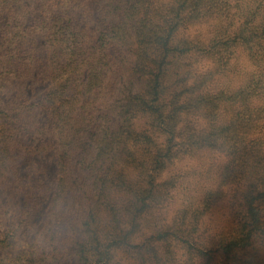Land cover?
<instances>
[{"label": "trees", "instance_id": "1", "mask_svg": "<svg viewBox=\"0 0 264 264\" xmlns=\"http://www.w3.org/2000/svg\"><path fill=\"white\" fill-rule=\"evenodd\" d=\"M210 156L213 182L168 222L183 182L164 174ZM8 169L20 203L0 248L41 216L64 242L31 264H264V0H0V181ZM225 204L236 226L211 247L201 224Z\"/></svg>", "mask_w": 264, "mask_h": 264}, {"label": "rangeland", "instance_id": "2", "mask_svg": "<svg viewBox=\"0 0 264 264\" xmlns=\"http://www.w3.org/2000/svg\"><path fill=\"white\" fill-rule=\"evenodd\" d=\"M167 3L170 0H164ZM208 30L207 24L192 26L186 31L183 30V35L188 37L195 36L198 33H204ZM43 88V84L39 82V78L35 77L30 81H18L12 83L8 91V100L20 98L25 95L31 96L33 91H39ZM44 117V115L42 116ZM41 117V118H42ZM40 118V119H41ZM217 157L210 156L206 158H191L183 157L180 160L173 163L170 169L164 174L163 179H166L172 175L178 174L181 176L180 182H183L176 192L174 198L171 200L170 205L167 209V220L171 222L175 215L184 207L187 197L192 196V192L195 190H201L204 185L210 184L212 180L203 179L205 175L207 178L211 174H215L218 170ZM215 164V168L212 167ZM26 164L23 162L22 166L18 168V171L22 172ZM24 175V172H22ZM17 172L12 169H8L5 176L0 181V204L6 207L0 213V220L4 221L5 225H9L12 222V216L7 214L10 209L17 207L20 203V196L16 190L18 183ZM67 206L73 210L78 208V202H66ZM225 204V206L203 219L201 224V230L199 232L200 241H205L209 246L214 247L231 229L236 226L234 225V209L235 206ZM9 215V216H8ZM0 222V238L3 236V232L6 226H2ZM52 236L55 237L54 232L49 230L45 222L42 220V216L35 219L31 226L24 228L12 239L9 247L0 248V264H31L29 258L38 252L39 256L47 255L48 258L63 253L64 242L59 239L53 240ZM55 239V238H54ZM52 241L54 244L52 245ZM38 250V251H36ZM64 257V256H63ZM179 257L186 259L183 251H179ZM207 257L203 256L202 261H198L200 264H206ZM116 264H137L135 260L127 252L118 251L116 255ZM64 264H74L68 260ZM208 264H221V258L216 255L214 260L209 261Z\"/></svg>", "mask_w": 264, "mask_h": 264}]
</instances>
